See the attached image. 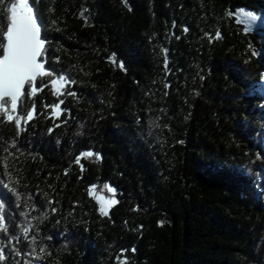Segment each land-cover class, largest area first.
Instances as JSON below:
<instances>
[{
	"label": "trees",
	"instance_id": "16d2710c",
	"mask_svg": "<svg viewBox=\"0 0 264 264\" xmlns=\"http://www.w3.org/2000/svg\"><path fill=\"white\" fill-rule=\"evenodd\" d=\"M30 4L54 75L0 117V264H264V0Z\"/></svg>",
	"mask_w": 264,
	"mask_h": 264
},
{
	"label": "snow or ice",
	"instance_id": "6c2138e0",
	"mask_svg": "<svg viewBox=\"0 0 264 264\" xmlns=\"http://www.w3.org/2000/svg\"><path fill=\"white\" fill-rule=\"evenodd\" d=\"M0 5H5L3 10L6 12L7 21L5 25L0 26V38H2L0 39V49H2V52H0V117L9 123L14 122L19 131L21 122L31 121L36 113L34 104L26 112H18V107L22 104V98L25 95V86L28 85L30 88L28 95L34 96L38 91L36 87L37 78L45 75L53 76L54 73L47 71L41 61V57L45 55L47 41L41 37V25L30 0H15L10 4H5V0H0ZM244 15L250 24H255L260 20V17L252 13H244ZM220 38V33L217 32L215 39ZM164 51V67L167 69V50ZM253 55H256V53H253ZM112 62H116L114 58ZM118 66L123 68L122 63ZM66 81L67 77L60 76L52 83L53 85H62ZM68 94L75 95L74 93ZM60 103L62 104L63 101L61 100ZM52 107L54 114L58 112L59 105ZM93 155L91 151L84 152L81 157L77 158L76 163L79 164L82 158H91ZM81 170H83V165H81ZM95 190V187H93L92 192H95ZM109 191L114 193L115 189L109 188ZM100 200L103 201L104 198L100 197ZM105 203L112 205L117 201L109 199ZM2 207L3 205H0V208ZM100 210L103 215L108 214L104 203H102ZM3 221L4 217L0 216V229H4ZM0 259H4L2 253H0ZM117 259L120 264H128L126 259L121 260L120 257H117Z\"/></svg>",
	"mask_w": 264,
	"mask_h": 264
},
{
	"label": "rangeland",
	"instance_id": "374dc122",
	"mask_svg": "<svg viewBox=\"0 0 264 264\" xmlns=\"http://www.w3.org/2000/svg\"><path fill=\"white\" fill-rule=\"evenodd\" d=\"M244 13H252L253 15H255L257 17H260V20L257 23H255V24H250L249 22H247V17L244 15ZM237 18H238V20L240 22L243 23V25L246 27V29L248 31H255V30H258V29H263L264 30V16L263 15L259 16L254 11H248V10H245L244 8H240L239 11H238V17ZM261 35L264 38V34H261ZM60 86H61L60 84L56 85L57 88H60ZM93 195L98 199V202H99L100 206L102 205V203H104V206H105V208H106V210L108 212L112 205H107L105 203V201H107L109 199H114V198H108V196H105L104 194L98 193L96 191L93 192ZM100 197H103L104 200L101 201Z\"/></svg>",
	"mask_w": 264,
	"mask_h": 264
},
{
	"label": "water",
	"instance_id": "95a60500",
	"mask_svg": "<svg viewBox=\"0 0 264 264\" xmlns=\"http://www.w3.org/2000/svg\"><path fill=\"white\" fill-rule=\"evenodd\" d=\"M35 14H36V12H35ZM37 15V14H36ZM37 17H38V22L40 23V25H41V29H42V31H41V37H42V39H44V40H47L46 38H44V36H43V23H42V21H41V19H40V17L37 15ZM41 61H42V59H41ZM43 62V61H42ZM45 67V66H44ZM46 68V67H45ZM37 80H38V78H37ZM37 82V81H36ZM25 90H26V86H25Z\"/></svg>",
	"mask_w": 264,
	"mask_h": 264
}]
</instances>
